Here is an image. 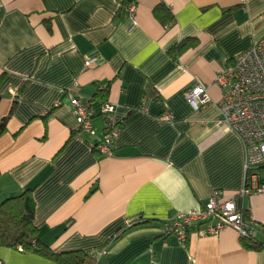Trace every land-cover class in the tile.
Listing matches in <instances>:
<instances>
[{
    "label": "crops",
    "instance_id": "obj_1",
    "mask_svg": "<svg viewBox=\"0 0 264 264\" xmlns=\"http://www.w3.org/2000/svg\"><path fill=\"white\" fill-rule=\"evenodd\" d=\"M136 2L132 17L122 0H0V199L34 186L42 241L56 252L90 249L97 264H264V248L233 228L191 230L186 243L164 237L169 219L202 209L215 189L264 229V193L241 194L245 149L219 123L215 83L264 37V0ZM160 3L168 25L154 14ZM183 40L195 45L171 54ZM196 81L212 99L200 110L184 98ZM73 96L93 103L94 133L80 128ZM105 102L123 121L109 155L97 147ZM257 172L264 180V166ZM133 221L148 222L111 240ZM0 260L57 264L6 246Z\"/></svg>",
    "mask_w": 264,
    "mask_h": 264
},
{
    "label": "built area",
    "instance_id": "obj_2",
    "mask_svg": "<svg viewBox=\"0 0 264 264\" xmlns=\"http://www.w3.org/2000/svg\"><path fill=\"white\" fill-rule=\"evenodd\" d=\"M122 1H126L125 9L135 17L136 0ZM93 61L88 60L86 64L90 65ZM215 83L222 90L219 109L223 118L219 123L226 124L237 133L245 149L246 184L241 194L264 193V180L257 172L259 167L264 166V37L240 53L230 67L219 70ZM184 98L194 110L212 102L209 85L199 81L185 90ZM72 105L80 128L94 133L93 103L73 96ZM141 107L144 109V103ZM100 113L104 120V138L98 148L103 155H109L113 152L123 121L117 115L114 103H103ZM162 118L166 120L168 116ZM202 225L205 227L202 228ZM226 228H233L241 239L252 243H257L259 236L264 237V229L246 218L235 197L224 198L223 191L215 189L202 209L180 212L169 219L164 234L186 243L191 230H196L199 235H217Z\"/></svg>",
    "mask_w": 264,
    "mask_h": 264
},
{
    "label": "trees",
    "instance_id": "obj_3",
    "mask_svg": "<svg viewBox=\"0 0 264 264\" xmlns=\"http://www.w3.org/2000/svg\"><path fill=\"white\" fill-rule=\"evenodd\" d=\"M126 1L123 2V7ZM125 10V9H123ZM155 16L165 25L170 24L174 17L168 7L162 3L154 9ZM187 40L181 41L170 49L171 54H181L190 45ZM7 118L0 122V136L6 128ZM99 146V145H98ZM97 146V147H98ZM96 148V147H95ZM35 187L31 186L24 189L20 194L0 199V246L22 247L23 250L40 253L51 257L57 264H97L90 249H76L64 252H56L52 247L42 241L39 236V226L36 224V202L33 197ZM245 216L247 215L244 213ZM148 221H133L118 231L112 241L120 238L128 230L147 223ZM169 238L171 236L165 235ZM245 245L252 249L264 248L263 243H252L243 240ZM3 264V263H2Z\"/></svg>",
    "mask_w": 264,
    "mask_h": 264
},
{
    "label": "rangeland",
    "instance_id": "obj_4",
    "mask_svg": "<svg viewBox=\"0 0 264 264\" xmlns=\"http://www.w3.org/2000/svg\"><path fill=\"white\" fill-rule=\"evenodd\" d=\"M2 198V197H1ZM2 200V199H1Z\"/></svg>",
    "mask_w": 264,
    "mask_h": 264
}]
</instances>
